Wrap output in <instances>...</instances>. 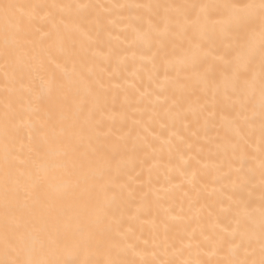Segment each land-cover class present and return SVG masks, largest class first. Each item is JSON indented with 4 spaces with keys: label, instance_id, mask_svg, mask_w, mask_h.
I'll return each mask as SVG.
<instances>
[{
    "label": "bare ground",
    "instance_id": "bare-ground-1",
    "mask_svg": "<svg viewBox=\"0 0 264 264\" xmlns=\"http://www.w3.org/2000/svg\"><path fill=\"white\" fill-rule=\"evenodd\" d=\"M259 2L0 0V259L7 170L28 242L21 259L258 260L259 119L249 129L237 117L246 86L220 60L238 36L226 30L223 8L207 19L187 6ZM9 4L18 7L8 10L6 42ZM250 28L256 87L248 115L253 106L259 113V15Z\"/></svg>",
    "mask_w": 264,
    "mask_h": 264
},
{
    "label": "snow or ice",
    "instance_id": "snow-or-ice-1",
    "mask_svg": "<svg viewBox=\"0 0 264 264\" xmlns=\"http://www.w3.org/2000/svg\"><path fill=\"white\" fill-rule=\"evenodd\" d=\"M16 5H5V33L7 42V31L9 26L12 24L13 20L8 14L9 9L16 8ZM138 7H148L151 5ZM193 12L199 17L203 15L207 19H212L214 11L216 9L223 8L224 15L227 17V29L228 31L235 30L238 39L236 45L232 48L229 53L220 57L222 63L227 67L233 69L232 77L234 80L243 79L246 86L247 94L239 102V110L237 111V117H243V121L246 127L249 129L254 128L257 118L259 119L260 125V142L262 145L261 154L264 156V0H260L259 4L248 3L241 6L237 5H190ZM199 9V12L196 10ZM259 15L261 30H260V44H259V54H260V72H259V113L257 114L255 107L251 109V115H248L249 104L255 98V87H256V72L253 67V61L256 54V34L250 28V22L252 18ZM186 20H190V16L185 17ZM19 23V18H17V24ZM168 25L165 26V30L162 33L167 35L169 31ZM157 31L159 28L157 26ZM185 35H187V29H183ZM189 44L193 48H200V43L192 38H189ZM229 57H231L229 59ZM193 70H197V60L194 57L192 61ZM261 167L264 169V160L261 162ZM20 199L19 191L11 192L8 188V173L5 171V185H4V204H5V219H4V248L3 256L0 259V264H59L58 261L49 260L42 258L39 253L28 258L21 259L20 254L27 248V240L24 233L21 231V223L19 218L16 216L13 206L16 201ZM249 231L254 232V224H249ZM259 259L244 260L239 262V264H264V204L260 208V221H259ZM91 236L86 238L83 243H88ZM60 243L59 238H49V246L56 245ZM249 246L251 243L249 242ZM252 255H255V250H253ZM229 264H237L235 261H230Z\"/></svg>",
    "mask_w": 264,
    "mask_h": 264
}]
</instances>
